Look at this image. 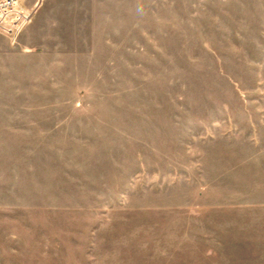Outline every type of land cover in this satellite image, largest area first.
Wrapping results in <instances>:
<instances>
[{"label":"rangeland","instance_id":"rangeland-1","mask_svg":"<svg viewBox=\"0 0 264 264\" xmlns=\"http://www.w3.org/2000/svg\"><path fill=\"white\" fill-rule=\"evenodd\" d=\"M43 2L0 32V264H264V0Z\"/></svg>","mask_w":264,"mask_h":264},{"label":"built area","instance_id":"built-area-1","mask_svg":"<svg viewBox=\"0 0 264 264\" xmlns=\"http://www.w3.org/2000/svg\"><path fill=\"white\" fill-rule=\"evenodd\" d=\"M33 11L26 9L20 0H0V32L13 35L32 21Z\"/></svg>","mask_w":264,"mask_h":264},{"label":"crops","instance_id":"crops-1","mask_svg":"<svg viewBox=\"0 0 264 264\" xmlns=\"http://www.w3.org/2000/svg\"><path fill=\"white\" fill-rule=\"evenodd\" d=\"M44 0H20V3L22 4V6H24L26 9H28V10H30V11H33V14L35 13V12H37L38 11V9H40L41 8V6L43 5V2ZM28 27L29 26H27L25 29V31H24V33H26L27 32V30H28ZM1 34H3V33H1ZM3 35H6V34H3ZM6 36H8V35H6ZM4 56V52L2 53V52H0V58L1 57H3Z\"/></svg>","mask_w":264,"mask_h":264}]
</instances>
